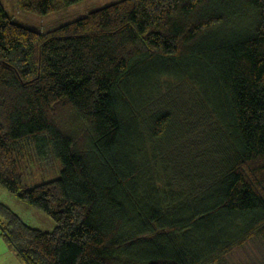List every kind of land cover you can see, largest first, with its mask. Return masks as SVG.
Returning a JSON list of instances; mask_svg holds the SVG:
<instances>
[{"label": "trees", "instance_id": "obj_1", "mask_svg": "<svg viewBox=\"0 0 264 264\" xmlns=\"http://www.w3.org/2000/svg\"><path fill=\"white\" fill-rule=\"evenodd\" d=\"M76 1L17 0L39 15ZM197 128L217 152L198 175L175 167L185 191L160 188V146ZM0 185L56 222L0 202L25 264H215L264 241V0H119L44 32L0 0Z\"/></svg>", "mask_w": 264, "mask_h": 264}, {"label": "rangeland", "instance_id": "obj_2", "mask_svg": "<svg viewBox=\"0 0 264 264\" xmlns=\"http://www.w3.org/2000/svg\"><path fill=\"white\" fill-rule=\"evenodd\" d=\"M116 1L119 0H78L75 3L66 6L65 9H57L44 15H39L34 12L31 13L20 7L17 0H1L9 18L16 21L20 25L40 32L55 30V28L66 24V22L77 20V18L87 15L89 11L99 9ZM169 84H171L170 90H172L173 93L187 89L184 85L178 84V81H174ZM180 102H182V104H179L178 108L182 110L183 108L188 110V108H191L195 102L194 96L192 93L190 94L188 91H186L183 96H180ZM182 110L179 111L181 112ZM188 118L191 121H197L196 114H189ZM185 120L186 119L181 118V120L176 121V127L178 130L180 128L179 126H181L180 124H182V122ZM188 121L189 120L186 121V124L189 125V127L186 124L185 125L188 127V129H191L190 127L192 126ZM200 129L201 128L196 129V134H194V130L184 133L183 135H179L177 132H175L174 134L171 133L170 136L165 138V140H167L166 144L168 148L165 145L160 147L163 151L167 152V154L170 152L171 157L169 155L161 158L166 162V164L162 165L165 166V170L167 171H164L163 173L164 178L162 177L161 179L163 181L160 184V188H162L167 181L170 182L171 188H180L183 186L182 191H185L183 188L186 185V179L184 181L186 176L183 178V175L181 174L182 172H180L179 169L175 167H178V165L183 164V162L186 161L185 163H188L191 167L190 172H194L195 175H198V168H196V166L197 163H202V160H198V157H200L199 153H205L207 150H210V152L213 153V150L217 149V144L210 142L211 138L208 140V136L205 134L203 135V132H201ZM201 136H204L203 138L206 136V138L203 139ZM215 158H218V155H216ZM208 161H211L212 163V160ZM50 166L51 164L48 165L49 168ZM154 171L156 175V170ZM184 172L188 173V171ZM189 174L191 175V173ZM157 177L158 176L156 175V178ZM0 202L9 207V209H11L30 227L32 226L39 230L53 231V228L56 225V222L42 209L35 207L31 203L29 204L21 197L15 196L8 189L2 187L1 185ZM5 221L6 220L1 219L0 217V264H25L22 258H20L16 252L13 244L8 242L3 235L1 225L5 224ZM215 264H264V241L258 235H254L248 239L246 238L242 244L235 245L232 251L227 254L224 253L221 259Z\"/></svg>", "mask_w": 264, "mask_h": 264}]
</instances>
